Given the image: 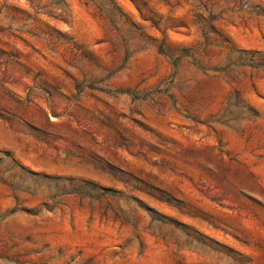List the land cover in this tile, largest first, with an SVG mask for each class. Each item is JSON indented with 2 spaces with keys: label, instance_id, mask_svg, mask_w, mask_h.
<instances>
[{
  "label": "rangeland",
  "instance_id": "1",
  "mask_svg": "<svg viewBox=\"0 0 264 264\" xmlns=\"http://www.w3.org/2000/svg\"><path fill=\"white\" fill-rule=\"evenodd\" d=\"M0 264H264V0H0Z\"/></svg>",
  "mask_w": 264,
  "mask_h": 264
}]
</instances>
